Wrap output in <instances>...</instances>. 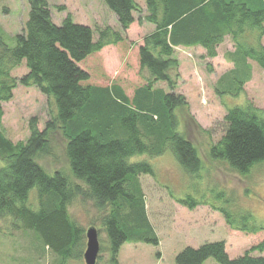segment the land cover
<instances>
[{
  "label": "trees",
  "instance_id": "obj_1",
  "mask_svg": "<svg viewBox=\"0 0 264 264\" xmlns=\"http://www.w3.org/2000/svg\"><path fill=\"white\" fill-rule=\"evenodd\" d=\"M102 1L119 30H100L96 40L90 27L74 24L69 15L55 25L46 0H27L28 19L15 36L14 47L0 37V219L10 218L14 228L31 232L36 245L51 252L59 264L82 255L84 231L68 212L79 197L90 200L101 215L107 264H119L125 243L159 245L139 182L142 175L153 176V169L147 162L131 163V158L159 157L170 150L187 174L200 170L194 146L178 130L176 111L186 108L187 102L174 93L175 82L168 73L178 67L176 48H199L205 58L213 59L225 39L230 40L234 49L225 57L232 69L216 83L222 96L241 93L251 79L249 62L264 71V0H143L146 15L138 21L154 30L138 45L135 58L138 74L146 71L148 77L139 76L141 82L132 90L105 82L97 54L106 46L124 43L134 14L142 11L134 0ZM22 64L26 74L13 77ZM158 82L169 91L154 88ZM19 86L36 89L54 108L49 109L43 130L33 117L28 138L14 143L3 129L2 106ZM260 115L251 105L228 109L225 133L210 148L211 159L241 176L263 163ZM54 131L65 140L70 176L60 170L48 175L36 161L50 155L48 133ZM34 189L36 210L30 207ZM216 196L223 205L213 207L230 229L247 235L264 232L250 212L235 213L228 207L230 199L223 193ZM178 203L189 210L198 206L191 197ZM209 259L216 264H264V238L234 259L222 241L186 247L176 255L175 264H204Z\"/></svg>",
  "mask_w": 264,
  "mask_h": 264
},
{
  "label": "rangeland",
  "instance_id": "obj_2",
  "mask_svg": "<svg viewBox=\"0 0 264 264\" xmlns=\"http://www.w3.org/2000/svg\"><path fill=\"white\" fill-rule=\"evenodd\" d=\"M52 22L59 26L69 15L74 24L90 27L94 40L98 31L110 28L119 30L115 16L106 8L102 0H46ZM141 13H135V22L125 32L124 43L106 46L97 57L101 61L102 80L108 83H121L127 90L147 78L148 73L138 74L135 52L143 38L153 32L154 26L142 20L146 15L143 0H134ZM7 10L5 13L4 10ZM27 0H0V37L9 47H14L15 36L22 33L28 19ZM264 45V38L262 39ZM228 38L218 48L217 56L205 58L199 48L175 49L178 62L176 69L168 73L175 82L174 93L187 102L186 108L176 111L179 132L192 143L200 161V170L195 175L187 174L178 164L174 155L167 150L162 156L136 155L131 163L147 162L153 169V176L142 175L139 182L145 198L148 219L154 228L159 245L154 247L144 243H125L119 252V264H175L176 255L186 247L198 248L206 242L222 241L230 259L241 256L246 250L264 238L247 235L230 229L221 214L213 206H222L216 194L223 193L230 199L229 208L235 213L250 212L256 222L264 228V162L255 165L247 176H241L227 164L212 160L210 148L217 144L225 133L224 116L234 107L251 105L261 111L264 119V71L254 62L251 66V79L235 97L219 95L216 91L218 79L232 69L225 54L233 51ZM27 72L24 64L12 72L20 78ZM154 88L168 92L165 83L158 82ZM3 129L12 142L25 141L29 136V120L37 119L39 130H43L50 118L46 98L34 88L18 87L13 99L3 104ZM54 113V111H53ZM50 114V115H49ZM50 155L36 160L48 175L60 170L69 175L64 153L65 140L59 131L48 133ZM3 163L0 161V168ZM36 190L30 193L33 210ZM191 197L198 206L189 210L178 203ZM71 219L84 231L95 228L100 244L99 259L96 264H107V239L101 227V215L88 199L81 197L68 208ZM10 218L0 219V264H59V260L38 245L31 232L14 228ZM86 248L83 241L82 255ZM158 254V255H157ZM78 260H67L62 264H85L83 256ZM204 264H216L212 259Z\"/></svg>",
  "mask_w": 264,
  "mask_h": 264
},
{
  "label": "water",
  "instance_id": "obj_3",
  "mask_svg": "<svg viewBox=\"0 0 264 264\" xmlns=\"http://www.w3.org/2000/svg\"><path fill=\"white\" fill-rule=\"evenodd\" d=\"M86 248L83 253L85 264H96L100 252L98 233L95 228H89L85 232Z\"/></svg>",
  "mask_w": 264,
  "mask_h": 264
},
{
  "label": "crops",
  "instance_id": "obj_4",
  "mask_svg": "<svg viewBox=\"0 0 264 264\" xmlns=\"http://www.w3.org/2000/svg\"><path fill=\"white\" fill-rule=\"evenodd\" d=\"M134 24V23H133ZM133 24L131 25V26H133ZM131 26L129 27V28H131ZM119 28V27H118ZM127 31H129V29L127 30Z\"/></svg>",
  "mask_w": 264,
  "mask_h": 264
}]
</instances>
